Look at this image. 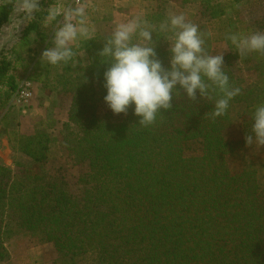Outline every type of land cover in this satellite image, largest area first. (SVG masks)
<instances>
[{"label":"trees","instance_id":"1","mask_svg":"<svg viewBox=\"0 0 264 264\" xmlns=\"http://www.w3.org/2000/svg\"><path fill=\"white\" fill-rule=\"evenodd\" d=\"M189 1L181 0L180 5ZM52 2L40 0L43 7ZM17 3L0 1V32ZM199 3L204 20L194 24L206 52L215 55L211 46L225 42L229 51L223 53L224 71L241 90L222 116L212 117L209 101L198 95L189 101L179 88L171 109L158 113L151 126L138 125L133 105L126 113L113 114L103 100V73L109 65L98 53L108 35L99 34V27L93 40L81 41L74 62L50 66L40 57L35 61L34 81L46 87L51 81L49 89L72 93L69 121L76 132L67 143H73L74 164H85L87 170L78 176L80 189L71 190L62 165L47 169L49 146L55 140L45 128L29 134L10 132L12 148L31 164L16 163L21 170L14 171L0 162V262L6 260L4 240L34 235L53 244L54 264H264V184L259 179L264 168L245 161L232 173L228 166V156L245 149L249 112L264 103V54L249 57L256 62V87L241 88L231 71L237 56H232L235 46L228 37L241 33L239 25L242 31L264 30V0ZM39 11L12 50L23 69V54L32 46L29 35L39 31L47 13ZM141 18L156 29L157 58L168 67L165 40L170 42L172 33L159 30L164 16ZM211 22L226 26L219 38L211 33ZM46 41L40 32L39 44ZM15 68L6 56L0 58V107L17 85ZM240 105L245 106V116L239 137L229 139L232 114Z\"/></svg>","mask_w":264,"mask_h":264},{"label":"clouds","instance_id":"2","mask_svg":"<svg viewBox=\"0 0 264 264\" xmlns=\"http://www.w3.org/2000/svg\"><path fill=\"white\" fill-rule=\"evenodd\" d=\"M40 8V0H23L17 6L29 21ZM53 24L50 46L40 56V61L50 66L74 62L81 41L93 40L95 36L87 5H49L44 26ZM155 30L144 19L136 17L118 23L105 37L98 55L102 63L109 65L103 73L102 86L106 91L103 100L111 112L126 113L129 105H133V114L139 117L138 125L151 126L158 113L171 109L179 88L189 101L196 100L197 95L209 101L212 117L224 115L241 90L233 86L224 71L222 52L208 54L198 25L188 22L183 13H173L159 26L161 32L172 33L171 41L165 40L170 59L168 67H164L155 51ZM228 39L241 56L264 54V32L233 33ZM249 121L245 144L264 145V103L249 112Z\"/></svg>","mask_w":264,"mask_h":264},{"label":"rangeland","instance_id":"3","mask_svg":"<svg viewBox=\"0 0 264 264\" xmlns=\"http://www.w3.org/2000/svg\"><path fill=\"white\" fill-rule=\"evenodd\" d=\"M3 1V0H0ZM140 0L137 1V3ZM194 1V0H193ZM23 0H18L17 4H21ZM172 2V3H171ZM61 3L67 6L75 7L73 0H53L51 4ZM114 3L115 0H87V12L88 20L91 24L94 32L98 28V33L102 36H107L111 33L117 22L114 24ZM125 2H123L124 4ZM181 0H146L142 2L141 7L139 5L133 6L132 2L127 3L128 6V18L131 20L136 17H142L147 14H162L165 20L168 16L173 13H183L186 20L190 23L203 22L200 18V7L194 2L189 3V5H180ZM48 6H41L40 10L43 9L47 12ZM181 7V8H180ZM112 8V12H111ZM140 8L139 12L138 9ZM40 12V11H39ZM42 13V12H40ZM43 15L41 18V24L39 31L30 33L29 38L32 41L31 51L24 53L23 57L25 63H27V69H23V63L15 61V56L12 53L13 47L18 43L22 30L24 26L29 22L25 19L21 11L16 10L12 14L10 21L3 26L0 35L6 43L0 48V58L6 56L11 60L12 65L16 66L13 74L17 77V84L22 80L27 79L32 82L35 86L33 99L29 103L19 104L14 100L13 93L8 98L7 102L0 107V162L5 165L12 167L14 171H20L16 163H20L27 167L31 164L29 160L21 156L12 148V138L10 137L11 131H16L24 134L32 133L36 129L45 128L49 134L54 138V142L49 146L48 150V166L47 169L52 170L55 165H62L65 169V179L71 190H78L80 187L77 185V179L80 174H83L87 170L85 164L75 165L72 159V153L70 145L67 143L68 140L72 139L73 132H76V126H74L69 121L70 111L72 109V93L70 91L63 92L61 90L49 89L51 86V81L48 83L47 87L43 82H36L33 80V67L35 61L41 56V53L46 48L47 44L51 40L52 32L55 24L44 26ZM59 20V18H58ZM126 20V21H127ZM97 21V22H96ZM117 21V20H116ZM250 21V17L247 18ZM211 28V33L214 37L219 38L222 35L226 26L219 22H211L209 24ZM244 26L239 25V30L241 34L247 35L252 32H264L263 29L250 28L248 30H243ZM42 33L47 36V41L43 44L38 42V34ZM0 36V38H1ZM213 53L219 54L222 52H228V47L225 42H215L212 46ZM167 52L168 49H164ZM232 56H237L234 61H232L231 71L233 72L235 78L237 79L239 86L244 89H253L257 84V72L255 68L254 58L249 59L253 55L256 59L254 53H250L247 56H241L236 48L233 47ZM53 88V87H52ZM245 106L240 105L236 108L235 112L232 114L233 128L226 137L231 139L235 136L239 137L240 125L245 116ZM102 112L107 113V109L103 108ZM6 114V119L3 120V115ZM67 126L69 128H67ZM48 127V128H47ZM241 137V136H240ZM249 161L252 165L258 168H264V145L258 146L253 144L248 146L245 144V149L241 152H235L228 156V166L232 173H236L241 169V165ZM260 181L264 184V171L259 174ZM37 236L31 235L13 236L10 240H4L3 247L5 249L4 262L0 264H37L36 262H28V252L30 249L44 244L39 241ZM52 244V243H49ZM53 245V244H52ZM55 250V249H54Z\"/></svg>","mask_w":264,"mask_h":264},{"label":"crops","instance_id":"4","mask_svg":"<svg viewBox=\"0 0 264 264\" xmlns=\"http://www.w3.org/2000/svg\"><path fill=\"white\" fill-rule=\"evenodd\" d=\"M128 1L130 2V0H115L114 3V19L115 22L114 24L117 22L121 23V22H126V18H128V6L127 3ZM138 0H133L132 4L133 6L135 5H139V7H141L142 2H146V0H140L137 3ZM123 2H125L123 4ZM193 3L199 5L200 7V3L199 0H190L189 3ZM172 3V2H171ZM189 3L185 4V5H189ZM19 4L16 5V7ZM181 8V7H180ZM140 8L138 9L139 12ZM117 20V21H116ZM1 36V35H0ZM6 43V40H4V38H0V48L3 47ZM57 255L56 252L54 250V247L52 244H44L42 246H38V247H34L32 249L29 250L28 252V262H33V263H37V264H54V261L56 259Z\"/></svg>","mask_w":264,"mask_h":264},{"label":"built area","instance_id":"5","mask_svg":"<svg viewBox=\"0 0 264 264\" xmlns=\"http://www.w3.org/2000/svg\"><path fill=\"white\" fill-rule=\"evenodd\" d=\"M75 5L80 6L85 5L87 0H73ZM35 86L32 82L27 79L22 80L17 84L15 92L13 93L14 100L19 104L29 103L34 96Z\"/></svg>","mask_w":264,"mask_h":264}]
</instances>
